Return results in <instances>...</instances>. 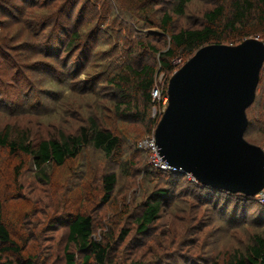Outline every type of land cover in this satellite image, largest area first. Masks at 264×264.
Instances as JSON below:
<instances>
[{
    "label": "rangeland",
    "instance_id": "obj_1",
    "mask_svg": "<svg viewBox=\"0 0 264 264\" xmlns=\"http://www.w3.org/2000/svg\"><path fill=\"white\" fill-rule=\"evenodd\" d=\"M175 1L0 0V132L9 128L34 137L74 133L94 117L121 141L110 158L89 149L62 168H49L46 176L35 172L30 157L0 148L4 221L14 238L31 240L26 253L19 258L4 255L0 264L8 259L19 264L26 258L33 264H67L66 254H73L74 264H82V256L67 240L64 215L69 213L92 218L94 240L106 243L113 237L107 264H224L234 254H245L254 237H264V203L201 189L189 176L157 169L151 152L137 147L153 138V130L150 134L146 122L134 114H115L121 99L109 80L127 61L134 69L155 66L158 90L164 83L167 89L171 76L167 81L162 77L157 56L169 48V38L159 22ZM214 6L213 0H192L184 17L172 15L173 26L195 27L202 12ZM77 27L82 38L69 52V35L62 32ZM37 35L48 39L40 42L35 56ZM139 45L146 48L137 49ZM184 62L177 59L173 64ZM37 63L47 69H36ZM261 99L264 102V94ZM162 109L156 104L149 117L156 118ZM259 138L254 127L245 135L264 151ZM110 173L116 185L105 203L101 178ZM154 202L160 203L159 213L139 232L137 219ZM90 264H95L93 259Z\"/></svg>",
    "mask_w": 264,
    "mask_h": 264
},
{
    "label": "trees",
    "instance_id": "obj_2",
    "mask_svg": "<svg viewBox=\"0 0 264 264\" xmlns=\"http://www.w3.org/2000/svg\"><path fill=\"white\" fill-rule=\"evenodd\" d=\"M132 1L139 4L144 0ZM150 1L155 3L158 0ZM213 1L215 6L202 12L200 24L196 25V28L178 30L173 26L172 15L180 18L184 17L192 0H176L171 11H166L162 15L159 26L164 35L169 38V48L157 56V63L160 68L158 71L162 74L165 81L180 67L173 64L177 59H183L186 62L201 47L206 45L236 46L246 39H264V0ZM65 19L67 23H70L71 13ZM76 22L77 20L75 19L74 23ZM77 25H80L81 28L83 26L81 21ZM50 26L49 23L47 28ZM53 33H58V30L54 29ZM67 33L69 36L65 49L68 48L69 52H71L75 50L83 32L80 33V28L78 29V27L71 32L65 28L62 35ZM43 36L40 35L39 37L37 35L34 38L35 56H38V49L42 47L40 42H46V39H48V37L44 39ZM142 47L146 48V46L139 45L137 49ZM148 50L153 53L156 52L154 47H149ZM55 59L60 61L59 57ZM35 67L38 70L47 69L46 66H42L40 63H37ZM155 70L156 67L149 64H143L134 69L127 61L124 68L115 73L109 80L110 85L114 87L118 97L121 99L115 105V114L118 117H129L134 114L136 118L146 122V125L151 129L150 134L158 123L159 114L157 113L156 118H151L148 112L151 108L154 109L156 104L160 107L163 106L162 99L167 97L166 83H164L161 98L158 101L151 98V91L156 86L154 82ZM263 94L264 70L260 74L255 101L248 110V114H251L249 116L246 114L249 123L247 132L254 127L260 137L258 143L264 148V102L261 99ZM139 103L142 106L139 107ZM120 147V138L99 125L94 117H89L74 133L60 131L56 135L48 137H34L30 133L15 132L9 128H5L0 132V148L7 150L12 155L21 154L30 157L35 172L43 176L47 175L49 168H62L67 162L80 159L89 149L101 153L106 158H110L120 150ZM115 185L116 177L113 173L102 176L101 188L104 193L105 203L110 199ZM197 185L198 188L217 192L199 184ZM159 208V202L146 205L144 212L137 219L139 232L146 231L152 225L159 213ZM64 217L68 243L73 245L82 256V264H90L91 259L94 260L95 264H107L109 250H111L110 243L113 237L109 236L107 238L109 241L107 240L106 243L94 240L92 238L93 220L89 216L69 213L65 214ZM30 242L31 240L29 239L23 238L22 240L21 235L15 238L12 236L4 221L3 205L0 201V258L4 255L5 257L19 258L29 250ZM65 257L67 264H74L73 254H66ZM7 261L5 264H15L11 259ZM18 263L33 264V259L26 258L23 261H18ZM224 264H264V237H254L245 254H234Z\"/></svg>",
    "mask_w": 264,
    "mask_h": 264
},
{
    "label": "water",
    "instance_id": "obj_3",
    "mask_svg": "<svg viewBox=\"0 0 264 264\" xmlns=\"http://www.w3.org/2000/svg\"><path fill=\"white\" fill-rule=\"evenodd\" d=\"M264 66L257 38L206 45L169 78L167 104L153 131L158 156L202 187L245 198L264 189V151L245 140L246 111Z\"/></svg>",
    "mask_w": 264,
    "mask_h": 264
},
{
    "label": "built area",
    "instance_id": "obj_4",
    "mask_svg": "<svg viewBox=\"0 0 264 264\" xmlns=\"http://www.w3.org/2000/svg\"><path fill=\"white\" fill-rule=\"evenodd\" d=\"M264 44V41H263ZM264 67V66H263ZM264 70V69H263ZM162 95V90H158V87L155 86L154 89L151 91V98L155 101H158L161 98ZM163 109L161 110L162 112L164 111V107H166V104L164 106H161L160 108ZM159 112V117H161L162 112ZM138 149L142 150V151H150L152 156L154 157V161H153V165L154 167H156L157 169L161 170V171H174L172 169H170L162 160L161 158L158 156L157 154V150H156V145L154 142V139L152 138L151 140H146L143 142H139L137 144ZM175 172V171H174ZM255 200L260 203L263 204L264 203V195H261V193H259L258 195H256Z\"/></svg>",
    "mask_w": 264,
    "mask_h": 264
}]
</instances>
